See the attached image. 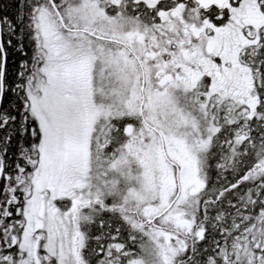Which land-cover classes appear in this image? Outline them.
<instances>
[{"label": "snow or ice", "instance_id": "1", "mask_svg": "<svg viewBox=\"0 0 264 264\" xmlns=\"http://www.w3.org/2000/svg\"><path fill=\"white\" fill-rule=\"evenodd\" d=\"M0 264H264V0H0Z\"/></svg>", "mask_w": 264, "mask_h": 264}]
</instances>
